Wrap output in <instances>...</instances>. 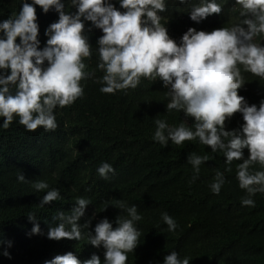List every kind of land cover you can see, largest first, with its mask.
I'll return each instance as SVG.
<instances>
[{
	"label": "trees",
	"instance_id": "obj_1",
	"mask_svg": "<svg viewBox=\"0 0 264 264\" xmlns=\"http://www.w3.org/2000/svg\"><path fill=\"white\" fill-rule=\"evenodd\" d=\"M62 2L66 12L77 11L70 0ZM111 3L125 11L119 0ZM198 3L199 0H188L187 4L167 0V8L160 14L161 23L178 43L189 28L210 32L242 19L235 0H217L221 13L193 21L189 10ZM21 8L22 0H0V21ZM35 8L38 39L43 48L48 39L45 30L58 20V13L55 10L44 13L39 5ZM85 32L92 46L91 55L83 58L85 71L94 72V77L81 80L82 97L71 105L54 109L56 129L41 127L28 131L16 116L7 128L0 127V241H12L8 249L11 258L0 255V264H44L69 251L81 261L93 254L103 261L105 249L88 243V234L94 235L96 223L105 217L110 221L119 215L126 218L125 209L132 205H136L141 216L135 222L141 235L136 248L128 253L127 264H163L164 257L172 251L180 258H188L189 264H264V193L252 197L255 207L242 206L246 191L239 187L236 173L237 165L243 161L226 164L222 151L212 152L198 138L181 145L170 140L167 145L154 141L156 119L177 126L185 119L184 113L167 111L170 98L158 78L153 81L142 77L135 89L100 92L97 80L103 72L97 68V40L103 32L91 21H85ZM254 40L264 45V37L257 36ZM241 71L246 82L238 94L249 105L259 106L264 99V79ZM187 120L189 125L195 123L192 117ZM243 123L242 114L236 112L226 119L225 128L239 130ZM243 151L246 159L248 149ZM192 153L209 157L200 165L194 182H190L195 173L187 161ZM102 162L115 169L108 179L97 172ZM257 170L264 169L258 163L250 166V171ZM217 171L225 178L219 194L210 189ZM18 172L24 174L26 182L17 180ZM36 180H45L49 189L36 192L32 188ZM52 188H58L62 198L41 208L40 198ZM77 197L91 201L79 221L82 225L91 221L82 229L81 239H48V227L55 223L53 216L58 210L70 211ZM165 212L178 225L174 231H168L162 220ZM30 213L36 215L43 234H30L33 227L27 216Z\"/></svg>",
	"mask_w": 264,
	"mask_h": 264
},
{
	"label": "clouds",
	"instance_id": "obj_2",
	"mask_svg": "<svg viewBox=\"0 0 264 264\" xmlns=\"http://www.w3.org/2000/svg\"><path fill=\"white\" fill-rule=\"evenodd\" d=\"M178 3L187 4L188 0ZM235 3L240 6L242 17L238 23L210 32L189 28L178 43L161 23L160 14L166 10L167 0H119L120 8L125 11L117 9L111 0H70V5L77 9L75 13L66 12L62 0H32V3L22 0L18 13L0 21V70H3L0 71V117H3L0 127L7 128L16 116L28 131L41 127L56 129L54 109L71 105L82 97L81 80L94 77V72L85 71L83 60L91 55L92 46L85 32V21H91L103 32L97 40V68L103 72L97 80L101 84L100 92L135 89L142 77L161 80L170 98L167 111H182L185 119L177 126L156 119L153 140L162 145H167L169 140L181 145L198 138L212 152L222 151L226 164L242 160L236 173L239 187L246 191L241 204L255 207L252 197L264 193V170L250 171V166L258 163L264 169V99L259 106L249 105L238 90L246 82L241 69L264 79V45L254 40L257 36L264 37V0H235ZM35 5L44 13L49 10L58 13V20L45 30L48 39L43 48L38 39ZM221 11L217 0H199L189 10L190 18L196 22ZM236 112L242 114L245 123L239 130H226V119ZM187 117L194 118L195 123L189 125ZM245 148L249 152L246 159ZM208 160L207 155L195 153L187 157L195 173L190 182L198 178L200 165ZM97 172L101 178L108 179L115 169L110 163L102 162ZM17 180L27 179L18 172ZM224 183L223 173L217 171L210 184L211 191L219 194ZM32 188L40 192L49 189V185L45 180H36ZM61 198L60 190L52 188L40 198L39 206L43 208ZM90 203L89 199L77 197L70 211L58 210L53 216L55 223L48 227L47 238L79 241L82 229L91 222L79 223ZM125 210L126 218L119 215L110 221L105 217L96 223L95 234H88V243L105 249L103 261L96 254L81 261L69 251L44 264H127L128 253L136 248L141 235L135 223L141 216L136 205ZM27 216L33 223L30 234H43L36 215ZM162 220L168 231L178 227L166 212L162 213ZM0 245L3 246L0 255L10 259L8 249L12 241H0ZM163 264H189V259L180 258L172 251L164 257Z\"/></svg>",
	"mask_w": 264,
	"mask_h": 264
}]
</instances>
